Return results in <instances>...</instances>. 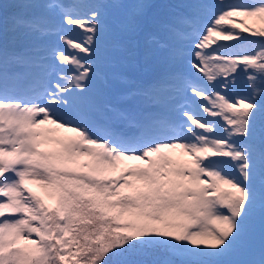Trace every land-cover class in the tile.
<instances>
[{
  "label": "snow or ice",
  "instance_id": "snow-or-ice-1",
  "mask_svg": "<svg viewBox=\"0 0 264 264\" xmlns=\"http://www.w3.org/2000/svg\"><path fill=\"white\" fill-rule=\"evenodd\" d=\"M0 7V264H264L229 259L256 214L264 244V0L164 5V20L139 3L110 30L105 4ZM152 25L163 36L141 46ZM160 53L150 78L105 71ZM162 92L183 96L174 119L148 111Z\"/></svg>",
  "mask_w": 264,
  "mask_h": 264
},
{
  "label": "trees",
  "instance_id": "trees-1",
  "mask_svg": "<svg viewBox=\"0 0 264 264\" xmlns=\"http://www.w3.org/2000/svg\"><path fill=\"white\" fill-rule=\"evenodd\" d=\"M73 1H78L80 4H87L89 1L88 0H71V2ZM95 3L93 4H104L106 1L108 0H93ZM17 0H0V5H8L11 6L12 4L16 3ZM225 2H230V0H225ZM139 3H144V4H150L152 5V7H149L146 10V18L151 20V17L153 15L159 16V17H163V18H167V10L168 8L164 7V5H171L176 3L175 0H130L128 3H126V8H127V12H129L128 14H123V15H119L117 14L116 17L112 18L114 20L108 19V23L105 26L106 29L110 30V29H114L116 22L119 20H123L125 17L131 15L133 13V5L139 4ZM183 3H188V2H181L179 4H183ZM5 11H12V9L9 7L7 9L0 7V28L3 27V14ZM107 13H111L110 10H106ZM237 23L243 24L244 20L243 19H237L236 21ZM247 24L253 27H259V22L257 20H255L254 18H248L247 19ZM148 28H155L157 29L154 25L149 26ZM146 28L144 31L139 32L138 34H136L134 36V38L137 39V42L139 44H141V42L144 40V36L146 35L145 32L148 29ZM237 31H240L239 29H237ZM158 32L163 36V34L158 30ZM245 36L249 37L250 39H254L257 41V43H259V38L258 37H251L250 34L248 33H244ZM221 42V43H220ZM220 44H224V45H234V42H227V41H220ZM241 77L244 79V81H246L245 77L243 74H240ZM240 75L238 76L240 78ZM248 232L249 233H257L259 234L261 232V223H260V219H259V215L256 214L254 215L252 218H250V220L248 221ZM229 259L232 260H238L240 261L238 255H233L230 256Z\"/></svg>",
  "mask_w": 264,
  "mask_h": 264
},
{
  "label": "rangeland",
  "instance_id": "rangeland-1",
  "mask_svg": "<svg viewBox=\"0 0 264 264\" xmlns=\"http://www.w3.org/2000/svg\"><path fill=\"white\" fill-rule=\"evenodd\" d=\"M186 1H191V0H186ZM42 3H45L43 0L41 1ZM218 0L215 1L217 3ZM72 35H78V32L73 29L71 32ZM45 46L52 47L54 46L55 43H58L59 47H63L62 43H59L58 37L56 35H50L47 37V39L44 41ZM163 54H160L158 56V60L162 62ZM59 63V62H58ZM184 72L186 73V78L187 76L195 75L192 69H190L185 62L182 65ZM120 69L126 70L129 72L126 66H120ZM149 71L147 70L146 73ZM131 73V72H129ZM202 75V74H201ZM98 84V79H94L92 82L91 87L94 89L96 85ZM179 86V85H178ZM97 88V87H96ZM237 88H235L236 90ZM247 91H243L241 93H245ZM173 94V93H172ZM167 95L165 94L162 96V99L160 101V105L158 106L159 109L157 111L159 112H165L164 115L168 117H172L173 119L176 117V113L174 111V106L176 103L179 102H184L182 94L177 98V99H171L173 95ZM175 95V94H174ZM122 127V125H121ZM71 135V133H69ZM181 149H175L174 150V155H179L181 153ZM184 159H190V157H184ZM131 163H143L142 161H133ZM262 251H264V244H262V240L260 238H256V234H251L248 232V240L247 243L244 247L238 248L237 251L233 255H238L240 261H259L261 259V254ZM232 255V256H233Z\"/></svg>",
  "mask_w": 264,
  "mask_h": 264
}]
</instances>
